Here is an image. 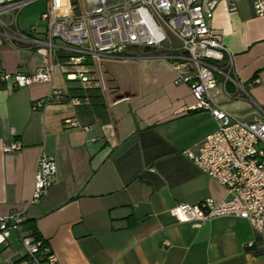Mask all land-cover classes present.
Returning a JSON list of instances; mask_svg holds the SVG:
<instances>
[{
  "label": "crops",
  "instance_id": "0c3cea01",
  "mask_svg": "<svg viewBox=\"0 0 264 264\" xmlns=\"http://www.w3.org/2000/svg\"><path fill=\"white\" fill-rule=\"evenodd\" d=\"M210 26L222 31L244 89L217 75L211 94L227 112L252 119L264 110V17L252 0H222ZM32 27L31 36L44 40L46 28ZM127 55L106 59L105 89L91 87L103 97L100 115L88 112V88L67 80L70 68L60 52L50 82L0 88V214L22 213L23 233L38 234L60 264H264V239L249 221L224 217L194 228L170 214L181 203L227 197L225 187L183 154L213 133L216 121L195 108L189 85L178 81L184 71L160 53L132 49ZM42 64L35 49L0 38V75H29ZM53 89L67 95L35 110L34 102ZM68 120L79 126L66 127ZM13 137L23 149L5 154ZM42 152L56 160V182L31 203ZM15 232L0 247H9ZM22 257H0V264Z\"/></svg>",
  "mask_w": 264,
  "mask_h": 264
},
{
  "label": "built area",
  "instance_id": "2783aa9c",
  "mask_svg": "<svg viewBox=\"0 0 264 264\" xmlns=\"http://www.w3.org/2000/svg\"><path fill=\"white\" fill-rule=\"evenodd\" d=\"M39 0H0V38L15 45L35 49L43 64L32 74L22 72L0 75V88H24L38 82H50L59 65L57 53L66 57V78L91 88L105 89L102 64L106 59L129 60L132 49H153L184 71L178 81L189 85L197 101L196 109L209 112L216 130L183 151L201 172L226 188L227 197L215 202L209 198L197 204L181 203L170 214L181 224L201 228L218 218L236 217L250 222L264 239V110L258 108L252 119H242L227 112L212 96L217 75L224 83L244 90L238 82L232 57L223 44L221 30L210 21L222 0H84L85 11L77 14L78 3L48 0L41 14L46 23L45 39L34 38L18 29L20 12ZM255 13L264 17V0H252ZM231 6V10H235ZM172 38L181 45L175 47ZM67 92L53 89L33 104L35 110L59 104ZM88 101V99H86ZM77 105L80 101L75 99ZM66 127L79 126L68 120ZM23 149L15 137L5 143V154ZM57 164L53 156L42 152L36 164L31 203L38 202L54 186ZM22 213L0 214V245L16 230L26 254L17 262L5 264H60L43 239L27 236L21 226Z\"/></svg>",
  "mask_w": 264,
  "mask_h": 264
},
{
  "label": "rangeland",
  "instance_id": "374dc122",
  "mask_svg": "<svg viewBox=\"0 0 264 264\" xmlns=\"http://www.w3.org/2000/svg\"><path fill=\"white\" fill-rule=\"evenodd\" d=\"M65 1L67 2V0ZM73 2L78 3L79 9L76 11L77 14L84 13V0H73ZM48 5V0H39L24 8L19 14L18 27L20 30L28 31L32 26H37L40 31H44L46 23L41 20V14L48 9ZM172 42L175 47H179L181 45V43L175 38H172ZM72 84L78 86L81 85L80 82H72ZM24 254H26V250L17 232L14 233L12 239L10 240L9 247H0V257L3 261H7L16 255L17 257H20Z\"/></svg>",
  "mask_w": 264,
  "mask_h": 264
},
{
  "label": "trees",
  "instance_id": "16d2710c",
  "mask_svg": "<svg viewBox=\"0 0 264 264\" xmlns=\"http://www.w3.org/2000/svg\"><path fill=\"white\" fill-rule=\"evenodd\" d=\"M229 85H232L231 83H227V86ZM82 90V89H80ZM87 93H88V97L92 103V106L91 108L88 110L89 114H97V115H100L101 112H102V109H103V100H102V95L101 93L99 92L98 89L96 88H88L87 89ZM81 97H84V96H81ZM22 225H27V222H23ZM28 229H31L30 227H28ZM33 235L37 238V239H40V236L36 233H33ZM45 243H47L45 241Z\"/></svg>",
  "mask_w": 264,
  "mask_h": 264
},
{
  "label": "bare ground",
  "instance_id": "6f19581e",
  "mask_svg": "<svg viewBox=\"0 0 264 264\" xmlns=\"http://www.w3.org/2000/svg\"><path fill=\"white\" fill-rule=\"evenodd\" d=\"M61 3H62L63 5H66V4H67V2H66L65 0H61Z\"/></svg>",
  "mask_w": 264,
  "mask_h": 264
}]
</instances>
